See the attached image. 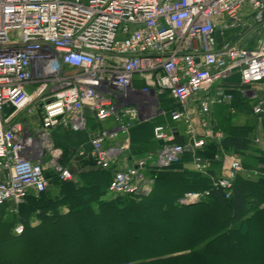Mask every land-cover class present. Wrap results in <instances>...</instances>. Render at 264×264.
<instances>
[{
    "label": "built area",
    "instance_id": "2783aa9c",
    "mask_svg": "<svg viewBox=\"0 0 264 264\" xmlns=\"http://www.w3.org/2000/svg\"><path fill=\"white\" fill-rule=\"evenodd\" d=\"M248 39L252 46L244 45ZM260 85L264 0H0V205L45 192L52 178L72 179L50 134L89 130V120L112 127L89 132L90 151L80 148L75 156L112 169L109 194L145 197L153 183L148 169L167 170L189 155L183 166L208 176L228 199L235 176L258 172L245 173L235 154L221 150L209 160L198 152L223 137L212 109L236 114L232 91L249 102L253 116L264 115ZM153 92V103L138 101ZM163 94L174 109L161 108ZM157 117L165 121L152 136L161 145L130 157L128 130ZM212 161L217 176L210 175ZM208 196L188 191L176 203ZM22 231L17 224L13 235Z\"/></svg>",
    "mask_w": 264,
    "mask_h": 264
},
{
    "label": "trees",
    "instance_id": "16d2710c",
    "mask_svg": "<svg viewBox=\"0 0 264 264\" xmlns=\"http://www.w3.org/2000/svg\"><path fill=\"white\" fill-rule=\"evenodd\" d=\"M232 95L237 113L245 110L251 114L249 102L235 91ZM159 102L167 111L177 105L167 94L161 95ZM251 118L260 119L264 126V115ZM224 120L218 123L222 139L208 141L198 155L211 160L222 150L240 157L246 171L258 172L252 179L244 174L235 176L228 199L211 187L209 177L183 166L189 162V155L167 170L148 169L152 189L142 198L107 196L112 169L93 166L77 175L82 183L78 189L70 182L51 179L62 189L60 200L46 199L42 192L29 194L15 206L23 231L19 236H12L8 230L0 232V264H264V166L256 167L257 163L264 164V153H248L250 126L233 127L229 119ZM162 123L157 117L128 130L130 157L155 149L152 129ZM176 139L181 143V138ZM62 152L70 156L66 150ZM248 157L254 169L246 164ZM210 175L214 173L210 171ZM206 190L209 196L202 202L189 206L176 203L185 192ZM60 205L67 206V214L58 213ZM34 215L40 220L37 229L49 228L56 233L53 240H36L29 223ZM79 228L84 229L81 235H86L88 243L77 242L72 234ZM61 229L60 234L68 236L71 244L59 240ZM99 235L106 238L99 241ZM10 242L21 245L15 248L14 258L4 250V243Z\"/></svg>",
    "mask_w": 264,
    "mask_h": 264
},
{
    "label": "crops",
    "instance_id": "0c3cea01",
    "mask_svg": "<svg viewBox=\"0 0 264 264\" xmlns=\"http://www.w3.org/2000/svg\"><path fill=\"white\" fill-rule=\"evenodd\" d=\"M243 10L246 11V8H243ZM253 43H254L253 40L248 39L244 42V45L245 46H252ZM233 79L235 80V78H233ZM257 89L259 91H261V93H263L262 95L264 97V86L260 85L257 87ZM211 116H212L213 121L215 122V126L217 128H219L218 123L222 119H224V116L229 117L230 114H229L226 106H219V107H215L212 109ZM251 116L252 115L245 110L242 112H238V113L236 110V114L231 115V119L235 120V119L239 118L240 121L244 120V122H245V120L249 119ZM162 120L165 121L164 119H162ZM30 122L36 123L37 121L31 120ZM232 123H233V121H231V124ZM88 125H89L88 126L89 130H86V131L68 132V131H65L62 129H55L50 134L51 140L54 143V145L56 147L60 148V150H66L68 152V154H70V156H68V155L62 156V159L64 160L63 165L68 167V169L70 170V173L72 172V174H75L78 171H80L81 173L88 172V171H90V167L94 166L90 159H87L85 157L84 158L78 157V156L75 157L76 151L80 148L83 149L86 153H88L90 151V147L88 144L89 132L93 131V129H95V128L106 129V128L112 127L111 121H105L102 124L95 125L92 122V120H89ZM243 125H241V126L237 125V126L242 127ZM257 141H258L257 143L259 144L260 140L258 139ZM252 152L256 153V154L251 153V155H253V156L258 155L259 156L262 153H264V148L262 149L261 147H259L258 150H254ZM61 162H62V160H61ZM210 171L213 172L214 174H217L219 171V165L218 166L217 165H211ZM67 182L72 183L73 187L75 189H78L82 186L81 181L78 178H73V176H72V179L67 180ZM61 192H62L61 187L58 186L57 183H52L51 180H49L48 188L45 191V198L49 199V200H55V199L60 200L61 198H63V195L61 194ZM5 205L8 206V204H6V203H5ZM262 207H264V204L262 205ZM8 208H13V205H9ZM57 211L60 215H65L68 212V208L66 205H60V206H58ZM29 223H30V227L33 228L32 230H34V232H36V234H37L36 240L38 242H47V241L53 240L51 238L56 233H53L50 231V232H47L48 233L47 234V233H45L44 230L37 229V227L40 224V220L35 215L31 217Z\"/></svg>",
    "mask_w": 264,
    "mask_h": 264
},
{
    "label": "rangeland",
    "instance_id": "374dc122",
    "mask_svg": "<svg viewBox=\"0 0 264 264\" xmlns=\"http://www.w3.org/2000/svg\"><path fill=\"white\" fill-rule=\"evenodd\" d=\"M135 88H137V86ZM260 94L262 95L263 93H260ZM19 115L20 116H23L25 119H27L28 122H30L31 120H36L37 121V119H36V117L34 115H28V114H26L25 111L21 112ZM224 119H226V120L229 119V123H228L229 125L231 123L230 121H233V123H232L233 127H235V126L238 127L237 125H240L241 126L244 123H245L244 125L251 127V130L249 132V138H250L249 148L250 149L248 150V153H250V154L251 153L252 154H256V153H253L252 151L258 150L259 147H261L262 149L264 148V126L262 125V122H261L260 119H253V118L250 117L249 119H246L245 122H244V120H241L240 121L239 118L238 119H235V120L234 119L232 120L228 116H224ZM224 119H222V120H224ZM35 124H38V122H36ZM222 125H224V124H222ZM244 125L242 127H244ZM258 139L260 140L259 141V144L257 143L258 141H256ZM75 157H77V156H75ZM245 162H246L247 165H251L249 167H253V169L255 168V164H253V161H251L249 159V157L245 159ZM257 166L258 167L259 166L260 167H263L264 164L257 163L256 164V167ZM251 171H257V169L256 170H251ZM247 172H248V170L245 173H247ZM79 173H80V171H78L75 174H72V172H71V175L73 176V178H78L77 175ZM107 196H111V195L107 194ZM0 206H2V205H0ZM17 211L18 210L17 209H14V208H8V207H5L4 208V207H0V223H1L0 224V232L1 233H5L6 232L5 230H8L11 233V235L13 236V229L19 223V222H17V219L18 218L15 216L16 213H17ZM44 231H45V233H47V232H50L51 230L49 228H45ZM83 231H84V229H81V228H79V230H72L71 231L72 234L75 236L77 242H80L81 244L82 243H84V244L85 243H88L87 240H86V235H84V236L81 235V232H83ZM87 231L88 230H85V232H87ZM60 233H62V229L60 230L59 235H58V238H59L60 241H62L64 243H68V244H71L72 243L71 241L68 240L69 239L68 236H65V235L60 234ZM104 238H106V236H104V235H99L98 236V240L99 241L102 240V239H104ZM77 242H76V245L79 244ZM19 245L20 244L18 242L17 243L16 242L15 243L10 242V244L4 243V247H5L4 250L6 251V253L9 256H13L12 258H14L16 256L13 253L17 252L16 251L17 249H15V248H17Z\"/></svg>",
    "mask_w": 264,
    "mask_h": 264
},
{
    "label": "bare ground",
    "instance_id": "6f19581e",
    "mask_svg": "<svg viewBox=\"0 0 264 264\" xmlns=\"http://www.w3.org/2000/svg\"><path fill=\"white\" fill-rule=\"evenodd\" d=\"M139 98V100L138 101H143V102H149V103H153L154 102V100H155V98H156V93L155 92H153L152 94H148V95H144L143 94V96L142 95H139L138 96ZM252 115V114H251ZM253 116V115H252ZM214 124H215V122H214ZM215 129H217V130H219L216 126H215ZM220 131V130H219ZM221 132V131H220ZM222 133V132H221ZM222 136H223V134H222ZM240 158V157H239ZM240 161H241V159H240ZM241 165H242V161H241ZM243 166V165H242ZM219 174V172L217 173V174H214L213 176H217ZM212 176V175H211ZM208 177V176H207ZM109 184V183H108ZM107 193L109 194V192L107 191ZM109 195H111V194H109ZM111 196H113V195H111Z\"/></svg>",
    "mask_w": 264,
    "mask_h": 264
},
{
    "label": "water",
    "instance_id": "95a60500",
    "mask_svg": "<svg viewBox=\"0 0 264 264\" xmlns=\"http://www.w3.org/2000/svg\"><path fill=\"white\" fill-rule=\"evenodd\" d=\"M11 107L9 105L5 106L3 109V113H7L8 111H10ZM161 141H158L157 144L161 145Z\"/></svg>",
    "mask_w": 264,
    "mask_h": 264
}]
</instances>
